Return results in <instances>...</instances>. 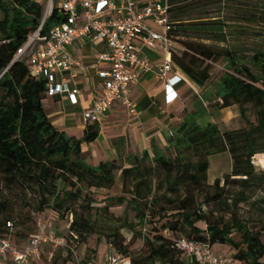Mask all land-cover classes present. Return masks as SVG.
I'll use <instances>...</instances> for the list:
<instances>
[{
  "label": "trees",
  "instance_id": "1",
  "mask_svg": "<svg viewBox=\"0 0 264 264\" xmlns=\"http://www.w3.org/2000/svg\"><path fill=\"white\" fill-rule=\"evenodd\" d=\"M168 2L171 6L169 37L172 40L182 37L186 42L182 54L172 55L171 62L191 82L203 85L211 76L212 66L220 59L225 60L228 70L220 79L221 107L237 106L247 128L221 132L215 125L204 129L183 127L172 139L169 151L173 154L169 157L155 150L152 158L146 154L141 159L134 158L130 167L123 170L114 163L87 165L81 158L80 145L94 141L97 131L87 132L81 140H73L56 130L42 105L47 97L46 81L31 78L27 60L17 57L42 23L44 8L34 0H0V190L11 196L20 193L25 199L31 193L39 213L51 210L61 220L71 216L69 231L78 243H84L90 235H97V219H93L96 212L107 213L109 207L126 203V211L128 207L133 208L137 225L141 227V234L135 237L143 240L145 254L134 257L124 245L119 231L125 227L132 230L130 224H118L109 229L106 239L112 252L128 258L130 264H187L175 246L181 238L211 247L226 245L233 250L231 260L239 264H264V243L261 241L264 222L255 231L238 217L228 223L211 222L194 208L193 191H186L184 198L177 196L181 188L194 184L195 190L206 189L205 203L225 207L224 186L239 184L243 191H250L251 187L264 182V176L259 178L250 162L252 157L254 162L257 154H264V144L260 145L264 141V78L259 80L248 68L238 67L230 53L214 52L186 40L192 33L205 34L203 38L209 40L214 35L218 39L222 34L209 31L219 27L218 24H205L207 22H201L192 14L201 5L198 0ZM62 20L54 7L43 21L40 35L45 36ZM253 59L264 72V53ZM248 105L255 115L254 123L245 118ZM225 152L231 157L230 174L206 186L208 158ZM193 157L197 162H192ZM117 173H120L123 186L130 187L126 193L130 198H107L109 206L93 209L90 192L111 189ZM237 198L232 200L233 207L247 200L243 192ZM77 203H80V213L73 207ZM261 203L264 204V200ZM11 204L7 198L0 199V240H9L17 248L11 240ZM28 204V200L22 202L24 208ZM260 211L264 216V210ZM235 234L240 236L239 241L234 240ZM81 263L90 264L87 258ZM61 264H69V260Z\"/></svg>",
  "mask_w": 264,
  "mask_h": 264
},
{
  "label": "crops",
  "instance_id": "2",
  "mask_svg": "<svg viewBox=\"0 0 264 264\" xmlns=\"http://www.w3.org/2000/svg\"><path fill=\"white\" fill-rule=\"evenodd\" d=\"M34 1L43 7L47 0ZM133 1L138 9H141L161 0ZM60 2L61 0H52V10L55 7L58 11ZM47 13L48 7L45 9V17ZM147 24L154 31H159L153 22L148 21ZM179 41L185 39H173L169 54L158 48L149 49L137 44L139 56L147 63L148 69L131 67L128 70L132 76L128 98L135 106L136 115H130L119 101H115L108 113L93 125L85 124L82 116L97 95L101 94L102 82L97 77V72L107 66L97 64V55L104 51L105 47L101 42L87 38L68 49L72 58L79 63V67H74L68 73L54 72L53 76L55 83H63L69 90L78 91L75 96L76 104L72 105L67 95H57L53 98L46 97L42 105L50 124L68 139L81 140L87 132L97 131L94 141L80 145L81 158L87 165L96 167L104 163H114L123 170L130 167L134 158L141 159L145 154L152 158L155 150L166 155L172 139L183 127L196 126L204 129L215 125L221 132L242 129L236 106L222 108L219 104L220 79L223 74L217 75L212 67L209 80L203 85H196L171 62L172 55L180 56L184 51L185 43ZM166 62L172 65L167 79L179 78V81L172 85V91L176 94L172 103H169L165 96V82L158 77L159 69ZM222 65L227 66L226 61ZM219 156L225 158L211 161ZM230 172L231 157L228 153L208 158L207 179L210 185ZM212 249L216 254L226 255L230 259L233 255V250L226 245H214ZM104 257L101 261L90 264H100ZM190 264L198 262L194 259Z\"/></svg>",
  "mask_w": 264,
  "mask_h": 264
},
{
  "label": "built area",
  "instance_id": "3",
  "mask_svg": "<svg viewBox=\"0 0 264 264\" xmlns=\"http://www.w3.org/2000/svg\"><path fill=\"white\" fill-rule=\"evenodd\" d=\"M170 9L168 0L148 4L141 9L133 0H61L58 13L63 18L62 22L52 27L45 36L40 35L41 24L17 57L27 60V72L31 78L46 81L47 97L67 95L70 103L75 105L78 91L69 90L63 83H55L53 74L68 73L74 67H79L68 51L73 44L87 38L101 42L105 50L97 55V64L107 66L97 72L102 91L83 113V122L87 125L97 124L115 101H119L130 115H136L135 106L128 98L132 82L128 70L131 67L148 69L147 63L139 56L137 44L149 49L158 48L168 54L171 52ZM51 12L52 0H49L46 17ZM148 21L153 22L159 31L151 29ZM171 71L170 62H166L158 71L159 79L165 82V96L169 103L176 99L172 85L179 81L177 77L167 79ZM219 104H222L221 100ZM62 243L63 240L54 233L45 231L29 239L21 249L13 246L9 240H0V264H29L37 258L42 245L57 248ZM175 246L187 264L194 259L198 264H232L229 257L216 254L207 243L181 238L175 242ZM126 259L111 252L100 264H124Z\"/></svg>",
  "mask_w": 264,
  "mask_h": 264
},
{
  "label": "rangeland",
  "instance_id": "4",
  "mask_svg": "<svg viewBox=\"0 0 264 264\" xmlns=\"http://www.w3.org/2000/svg\"><path fill=\"white\" fill-rule=\"evenodd\" d=\"M203 1L205 0H198L201 5L196 7L192 14L196 18H200L201 22H207L205 24H218L219 27L211 28L209 31L221 32L222 34L217 35L218 39L214 35L215 37L209 40L203 38L205 34L192 33L186 36V40H189V43L196 46H204L214 52L230 53L234 56V61L238 67L244 66L248 68L251 74L259 80L264 78V72L256 66L253 59L255 56L264 53V0H227L220 3L214 0H207L205 3ZM48 5L49 2L47 0L43 4L44 10ZM1 20L2 15L0 13ZM179 42L186 43L185 41ZM224 62V60L220 59L212 66L217 75L224 74L228 70L227 66L223 67L222 63ZM236 108L239 111L237 106ZM246 110L245 118L249 123H254L255 115L251 106L248 105ZM239 122L242 129L247 128L246 122L240 117V111ZM262 144H264V141L260 143V145ZM166 153L168 157L173 154L172 151H167ZM223 158L225 156H219L211 159V161L222 160ZM192 162H197V159L193 157ZM250 162L255 174L259 178L264 176V170L258 167L259 162H264V154H257L254 162L253 157ZM211 172H213V168ZM119 174H116L115 183L111 189L92 190L90 192L93 200L91 207L93 209L100 210L106 205L109 206L110 204L106 201L107 198L125 197L126 200L130 198L126 194L130 191V187L123 186ZM206 186H211L208 179ZM195 189L194 184H189L186 189L181 188L177 196L184 198L186 191H193L194 208L200 210L211 222L228 223L233 217H238L240 220L247 222L248 228L253 231L261 226V222H264V216H262L260 211L264 210V204L261 203L264 200V182L256 187H251L250 191H243L239 184L230 187L224 186L227 201L225 207L217 206L214 203H205L206 194H208L205 192L206 189ZM242 192L247 200L241 202L237 207H233L232 200L238 199V194ZM3 198H7L9 202H12L11 216L13 222L11 221V224L13 225V232L11 233V240L17 245L18 249H21L29 239L35 237L41 231L52 232L57 238L63 240V245L57 248H53L49 244L42 245L38 251L37 258H34L29 264H61L65 259L69 260V264H82L81 262L85 258L89 259V263L99 262L107 253L113 251L107 244L106 234H108L109 229H114L118 224H126V226L130 224L133 226L132 230L125 227L119 231L124 240V245L128 246L130 253L134 257H138L146 252L143 240L135 237V234H141V227L137 225L135 220V211L132 207H128L126 211V203L121 206L109 207L107 213L96 212L93 219H97V235H90L84 243H78L77 239L69 231L71 216L61 220L51 210L37 212L34 203L35 196L31 193L25 199V196L20 193L11 196V194L0 190V199L3 200ZM25 200H28L29 204L28 207L24 208L22 202L24 203ZM79 204L77 203L73 207L80 213ZM165 208L169 210L167 207ZM83 215L85 216V214ZM146 215L149 216L150 212L147 211ZM111 218H116L120 221H118L119 223L113 222L110 220ZM150 227L148 225L147 228L150 229ZM200 227L205 228L203 225H200ZM165 236H168L167 232H165ZM233 238L235 241L240 240V236L237 234ZM261 241L264 243V236H262ZM231 262L236 264L233 260ZM124 264H130L129 260H124Z\"/></svg>",
  "mask_w": 264,
  "mask_h": 264
},
{
  "label": "bare ground",
  "instance_id": "5",
  "mask_svg": "<svg viewBox=\"0 0 264 264\" xmlns=\"http://www.w3.org/2000/svg\"><path fill=\"white\" fill-rule=\"evenodd\" d=\"M258 167H259L261 170H264V163H260V164H258Z\"/></svg>",
  "mask_w": 264,
  "mask_h": 264
},
{
  "label": "water",
  "instance_id": "6",
  "mask_svg": "<svg viewBox=\"0 0 264 264\" xmlns=\"http://www.w3.org/2000/svg\"><path fill=\"white\" fill-rule=\"evenodd\" d=\"M45 19H46V17H44L43 21H45ZM43 21H42V23H41V24H43ZM41 24H40V25H41Z\"/></svg>",
  "mask_w": 264,
  "mask_h": 264
}]
</instances>
